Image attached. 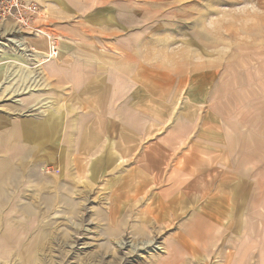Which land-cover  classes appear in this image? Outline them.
Listing matches in <instances>:
<instances>
[{
	"label": "rangeland",
	"instance_id": "1",
	"mask_svg": "<svg viewBox=\"0 0 264 264\" xmlns=\"http://www.w3.org/2000/svg\"><path fill=\"white\" fill-rule=\"evenodd\" d=\"M83 59L126 69L112 119L126 131L77 129L112 102L91 114L75 96ZM0 73V141L7 119H57L40 155L63 156L34 166L59 185L45 189L0 143V170L19 174L0 192V264H264V0H0ZM109 141L117 162L94 175ZM201 219L224 230L206 251L189 236Z\"/></svg>",
	"mask_w": 264,
	"mask_h": 264
},
{
	"label": "crops",
	"instance_id": "2",
	"mask_svg": "<svg viewBox=\"0 0 264 264\" xmlns=\"http://www.w3.org/2000/svg\"><path fill=\"white\" fill-rule=\"evenodd\" d=\"M116 60H118V59H116ZM77 63L78 64L75 65L74 74H70V76H72L69 79L70 81H67V78H66V82L69 83L68 85L73 89V91H76L75 96H78L79 98L81 97V99H83L82 106L85 108L92 109L91 114H94V112H93L94 109H96V110L99 109L100 100H105V99L106 100L107 99L112 100V102L108 101V103H107L108 110H109L108 111V113H109L108 120L104 121L102 126L100 123V116H97L96 122H94V121L84 122L83 126H80L77 128L78 130L83 131V134H82V135H84L83 138L91 137V135L94 134V132H95V137L100 139V133H101L100 131H102L103 133L110 134L111 130L114 127L116 128L115 124L118 125L117 127L119 128V130H121V131L125 130L126 131V129H125V127H126L125 126V115H124L123 119L121 117L119 118L120 124L115 123L112 120V119L117 118L116 113H114V111H115L114 104L118 100L125 97V91L123 89L124 86H122L121 78H122V75L127 76L126 69L123 71L121 63L116 64L115 62L113 65L105 66L104 64H102L101 61H99V59L87 60V61L83 59V61L79 60V61H77ZM70 68H72V67H70ZM105 68L107 70H105ZM135 70H136L135 76L131 77V79L134 81L140 75L145 74V72L147 73V70L144 73H142L141 68L139 66L135 67ZM114 72L121 73V76H119V78H117V77H111L110 78L111 74ZM105 73H107V76H108L107 81H105V78L103 77V75H105ZM62 75L66 76V75H68V72L66 71V73H65V70H64ZM113 80H115V81H113ZM111 81L116 83V87L113 90L110 87ZM124 83H125V80H124ZM105 85L109 86L111 89L108 91H105ZM133 92H136V90H134ZM128 95L129 94H127V96ZM132 97H134V96H132ZM84 100H86V101H84ZM109 104L111 105V109L109 108ZM125 111L127 112V110H125ZM95 112H97V111H95ZM112 112H113V116H112ZM56 120L57 119H54L53 122H51L52 127L50 129H48V127H49L48 123L49 122L47 120L34 123L32 120H28V121L23 122V121H16L15 119L14 120L7 119V123L5 126V128H7V129L4 130V132L6 134H5L3 141L2 142L0 141L3 148L6 150V151H4V153L7 154L8 156H10L12 158V160L15 161V163H17L18 165L21 162L28 163L29 173L31 174V177L34 176V173L37 175H40V177H44L43 179L39 178L37 181H35V180H31V181L33 182V185H35V186L43 184V183H38V181H41V180L47 181V183L44 182L45 184H43L46 186L45 189H47V187L57 188L59 185L56 182L53 184L48 182L49 176L47 177V174L43 170L33 173V171H34L33 169H34L35 165H41V164L45 165L48 163L54 164V163L61 162V159L63 158L62 155H60V156L53 155V154L40 155L43 147L45 148L47 143L54 145V143L57 141L56 133H57L58 126H56V124H57ZM122 122L124 125L121 124ZM67 129L69 131V129L73 130L76 128L73 127V124H70L69 127H67ZM125 131H123V134L120 135L121 142L123 143V146L127 145V143H128L127 136H129L125 133ZM88 132H90V133H88ZM96 132H98V133H96ZM107 136L109 137V135H107ZM21 143L24 144V145H22L23 148H26V145H27L26 151H23L25 149L21 150L20 148L17 147V145H20ZM110 147H112V143L109 141L108 151L105 152V155H104L105 159H102V163L100 160H99L100 162L93 161V164L91 165V169L93 170L94 175L98 176L102 172L106 173L108 168L113 166V162L116 161V160H111L112 158L107 159V157L110 155L109 154V150L111 149ZM100 156H103V154H101ZM71 158L73 159V161H75V160H77L76 158H78V157H75V158L71 157ZM75 162H79V161H75ZM95 163H98V165ZM69 165H70V162H69ZM67 166H68V164H67ZM76 167L78 168L79 166L76 165ZM230 183L231 184L228 185V189L235 187V184H233L232 181H230ZM188 190L186 192H188ZM231 191H233V193ZM231 191H230L231 192V194H230L231 195V202L234 203V204H232L234 206V210H237V208H235V204L239 208L238 204L240 203V200L243 202V204H245L247 206L249 199H247L246 192L245 193H242L239 191L237 192L236 189L235 190L231 189ZM188 194H189V192H188ZM205 195H207L206 191H203L202 194L200 193V195H199L200 200H202L203 199L202 196H205ZM215 196H216L215 194L210 195V197H215ZM172 199L175 200L174 197H172ZM172 202H174V201H172ZM160 204L163 205V203H160ZM233 213H234V211L228 216V218L231 219V224L229 227L230 229L232 228V225L239 224L241 222L240 219L244 218V216H245L243 213L242 215L235 217L236 214L234 216ZM263 217H264V211H263ZM158 218L159 217L156 216V220H158ZM262 219L264 220V218H262ZM196 223H199V226H203V227L208 226V228H209L208 231L205 233L201 232L197 228V229H194L193 231H190L191 233L189 234L190 237H192V236L196 237V241L199 242L198 245L201 248H203L204 251L209 250V248L211 247V246H209L210 244H215L214 242H217L218 240L220 242L222 240L224 241V239H223L224 230L221 229V231H220L218 228L219 232H217V230L215 231L216 226L214 224H209L207 221H204L202 219L199 221H196ZM261 224L264 225V221H261ZM217 247H219V245ZM221 252L223 253L222 249H221ZM221 256H223V255L221 254Z\"/></svg>",
	"mask_w": 264,
	"mask_h": 264
},
{
	"label": "bare ground",
	"instance_id": "3",
	"mask_svg": "<svg viewBox=\"0 0 264 264\" xmlns=\"http://www.w3.org/2000/svg\"><path fill=\"white\" fill-rule=\"evenodd\" d=\"M9 41L15 44L19 43L15 41V39L9 40ZM18 46L22 48L23 44H19ZM0 76H1V73H0ZM14 93L16 92L14 91L13 94ZM18 181H19V174L17 173L16 170H14L12 166L6 164V169L0 170V186L2 187V189H0V192H4L5 194L7 190V188H5L6 186L17 187Z\"/></svg>",
	"mask_w": 264,
	"mask_h": 264
},
{
	"label": "built area",
	"instance_id": "4",
	"mask_svg": "<svg viewBox=\"0 0 264 264\" xmlns=\"http://www.w3.org/2000/svg\"><path fill=\"white\" fill-rule=\"evenodd\" d=\"M16 5H19L18 3H15ZM37 7L36 6H31L30 10L36 11Z\"/></svg>",
	"mask_w": 264,
	"mask_h": 264
}]
</instances>
